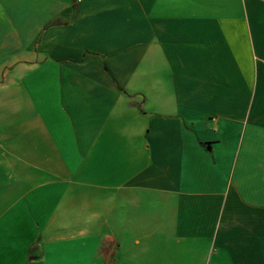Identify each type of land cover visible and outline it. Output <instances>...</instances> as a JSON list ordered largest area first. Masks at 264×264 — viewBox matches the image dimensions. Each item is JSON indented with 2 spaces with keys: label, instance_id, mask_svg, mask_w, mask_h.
Here are the masks:
<instances>
[{
  "label": "crops",
  "instance_id": "crops-1",
  "mask_svg": "<svg viewBox=\"0 0 264 264\" xmlns=\"http://www.w3.org/2000/svg\"><path fill=\"white\" fill-rule=\"evenodd\" d=\"M0 264H264V0H0Z\"/></svg>",
  "mask_w": 264,
  "mask_h": 264
}]
</instances>
